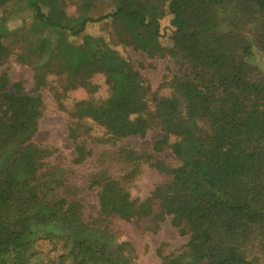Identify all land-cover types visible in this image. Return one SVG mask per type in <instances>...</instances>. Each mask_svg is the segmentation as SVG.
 <instances>
[{
  "label": "trees",
  "instance_id": "16d2710c",
  "mask_svg": "<svg viewBox=\"0 0 264 264\" xmlns=\"http://www.w3.org/2000/svg\"><path fill=\"white\" fill-rule=\"evenodd\" d=\"M18 1L34 12L27 55L55 50L57 73L75 86L103 73L107 98L97 105L79 101L80 112L113 138L144 137L158 127L153 149L169 148L179 164L153 163L170 179L143 200L116 180L93 181L100 186L98 211L86 223L78 203L52 196L47 150L32 140L43 112L40 97L6 91L0 81V264H129L124 245L109 231L112 215L155 223L169 215L172 226L187 235L190 252L161 264H254L244 247L259 224L264 230V81L246 70L248 39L236 34L229 42L222 22L237 24L234 11L245 3L264 13V0H118L112 12L74 18L52 6L43 11L42 0H0V60L9 53L2 42L10 35L7 8ZM231 2L233 13L226 11ZM164 12L168 27H161ZM118 17L134 49L180 55L189 65L187 74L173 80L169 96L152 95V111L146 109L150 88L130 61L101 37L84 34L89 24ZM45 29L57 34L54 43L42 36ZM166 38L169 45L163 44ZM44 76L35 75L37 86ZM75 151V161L89 153L79 145ZM56 228L63 234L56 236ZM40 240H61L64 251L45 262L33 246Z\"/></svg>",
  "mask_w": 264,
  "mask_h": 264
},
{
  "label": "rangeland",
  "instance_id": "374dc122",
  "mask_svg": "<svg viewBox=\"0 0 264 264\" xmlns=\"http://www.w3.org/2000/svg\"><path fill=\"white\" fill-rule=\"evenodd\" d=\"M117 3L118 0H42V9L48 12L52 6L72 18L82 14L98 17L114 11ZM233 3L227 5V12L233 13L230 9ZM236 7L238 10L234 14H239L237 24L222 22L230 36L222 34L229 42L236 34H243L248 39L251 55L245 58L249 66L246 70L254 79L264 81V13L255 11L247 3ZM7 9L10 35L2 42L9 53L0 60V81L4 82L6 91L17 90L39 96L42 101L43 112L32 140L47 150L44 165L54 179L53 198L65 197L68 202L78 203L81 219L88 223L98 211L100 186L93 181L116 180L131 197L140 200L148 197L156 186L167 182L170 176L158 171L153 163L176 167L179 160L167 147L153 149L154 141L161 136L159 128L151 127L144 137L113 138L98 121L81 113L80 107L76 106L79 101L97 105L107 98L109 88L103 73H94L85 85L75 86L63 73H57L59 62L55 50H50L44 57L27 55L26 35L33 25L34 12L21 1L12 2ZM169 20L170 15L164 12L161 27L170 26ZM84 34L101 37L103 43L130 61L143 83L150 88L147 111L154 109V93L169 96L173 80L183 77L189 70L188 63L180 55H148L134 49L132 38L119 17L89 24ZM42 36L54 43L57 34L45 29ZM73 40L79 42L81 38ZM163 44L169 45L167 38ZM40 72L45 75L44 84L37 86L35 75ZM76 145L85 152L89 151L81 161H75ZM154 207L157 211V203ZM108 225L109 231L124 245L129 264H161L164 258L168 260L190 252L187 235L172 226L169 215H164L158 223L145 218L124 221L112 215L108 218ZM53 232L56 236L63 234L59 228ZM61 243V240H40L33 246L40 259L47 262L64 251ZM247 243V248L244 247L247 260L264 264V230L260 224L250 234Z\"/></svg>",
  "mask_w": 264,
  "mask_h": 264
},
{
  "label": "water",
  "instance_id": "95a60500",
  "mask_svg": "<svg viewBox=\"0 0 264 264\" xmlns=\"http://www.w3.org/2000/svg\"><path fill=\"white\" fill-rule=\"evenodd\" d=\"M224 264H245V263H241V262H228V263H224Z\"/></svg>",
  "mask_w": 264,
  "mask_h": 264
}]
</instances>
